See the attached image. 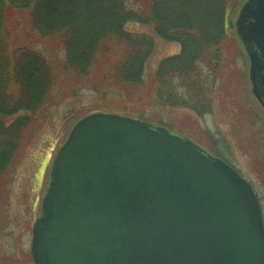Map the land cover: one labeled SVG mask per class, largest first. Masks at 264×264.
Segmentation results:
<instances>
[{"label":"water","instance_id":"water-1","mask_svg":"<svg viewBox=\"0 0 264 264\" xmlns=\"http://www.w3.org/2000/svg\"><path fill=\"white\" fill-rule=\"evenodd\" d=\"M235 27L264 110V0H248ZM30 250L34 264H264V227L251 187L222 161L97 113L54 159Z\"/></svg>","mask_w":264,"mask_h":264},{"label":"rangeland","instance_id":"rangeland-1","mask_svg":"<svg viewBox=\"0 0 264 264\" xmlns=\"http://www.w3.org/2000/svg\"><path fill=\"white\" fill-rule=\"evenodd\" d=\"M247 1L225 0L224 26L230 27L224 54L211 60L198 57L194 72L184 76H159L162 62L180 55L179 43L160 39L148 27L127 24V32L152 43L143 66V86L130 90L109 86L107 78L104 81L109 77L105 62L92 67L88 75H77L67 68V52L58 40L43 38L23 13L12 17L10 46L45 58L53 84L46 106L30 122L27 119L23 146L1 177L0 264H34L32 226L42 213L54 157L71 129L98 112L139 116L221 159L252 187L264 222V111L251 93L249 60L235 31ZM136 6L127 3L128 9L137 10Z\"/></svg>","mask_w":264,"mask_h":264},{"label":"trees","instance_id":"trees-1","mask_svg":"<svg viewBox=\"0 0 264 264\" xmlns=\"http://www.w3.org/2000/svg\"><path fill=\"white\" fill-rule=\"evenodd\" d=\"M130 1L137 10L127 8ZM224 4L225 0H0V181L23 146L27 119L30 122L46 106L53 84L45 58L10 46L8 26L14 15L23 13L43 38L58 40L67 52V68L77 75H88L105 62L109 77L104 81L130 90L143 86V66L152 43L127 32V24L148 27L160 39L179 43L180 55L163 61L159 76H184L194 72L198 57L211 60L224 54Z\"/></svg>","mask_w":264,"mask_h":264}]
</instances>
